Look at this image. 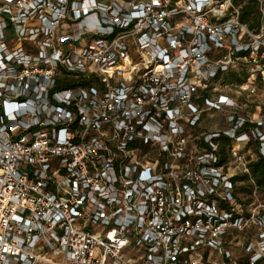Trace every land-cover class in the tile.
Masks as SVG:
<instances>
[{
  "label": "built area",
  "instance_id": "1",
  "mask_svg": "<svg viewBox=\"0 0 264 264\" xmlns=\"http://www.w3.org/2000/svg\"><path fill=\"white\" fill-rule=\"evenodd\" d=\"M245 3L0 0V264H264Z\"/></svg>",
  "mask_w": 264,
  "mask_h": 264
},
{
  "label": "rangeland",
  "instance_id": "2",
  "mask_svg": "<svg viewBox=\"0 0 264 264\" xmlns=\"http://www.w3.org/2000/svg\"><path fill=\"white\" fill-rule=\"evenodd\" d=\"M247 2L257 4V9L259 10V18L260 22L264 23V0H245ZM264 30V28H263ZM259 39V38H258ZM240 61L236 63L237 68L244 74V75H257V95L248 96L245 94H240L237 96L235 92V87L230 85H222L221 88L224 91H227L231 95L237 97L239 101V109L242 112L250 115H257V121H262L259 128L264 130V93L260 90V85L264 83V57H261L260 54H257V57H248L247 59H239ZM232 78V77H231ZM226 110H218L215 112V115L206 116L202 122L204 127L207 129H213L215 127H226ZM259 140L257 138V145ZM253 149L255 150L256 143L253 142L252 144ZM258 157V153H257ZM238 196L241 200L253 203H264V191L261 187L255 184L254 180L251 178L238 180L237 189Z\"/></svg>",
  "mask_w": 264,
  "mask_h": 264
},
{
  "label": "trees",
  "instance_id": "3",
  "mask_svg": "<svg viewBox=\"0 0 264 264\" xmlns=\"http://www.w3.org/2000/svg\"><path fill=\"white\" fill-rule=\"evenodd\" d=\"M237 2H241L242 0H235ZM257 4L247 2L244 4L242 12H241V19L243 21L250 22L251 26H254L257 23V28L260 24V18H259V10L257 9V14H251L254 10H256ZM231 76L236 79L237 81L244 80L246 72L244 71V74L242 72H231ZM250 171L251 174H242L240 176H236L234 179H247L249 177H252L254 179L255 184L257 186L261 187V189L264 191V157L258 156L256 159H253L249 162Z\"/></svg>",
  "mask_w": 264,
  "mask_h": 264
}]
</instances>
